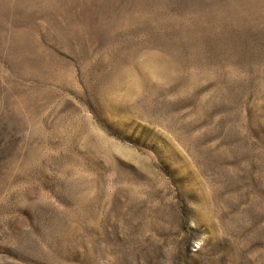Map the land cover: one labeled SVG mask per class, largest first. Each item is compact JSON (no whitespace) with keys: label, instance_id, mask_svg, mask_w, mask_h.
<instances>
[{"label":"rangeland","instance_id":"374dc122","mask_svg":"<svg viewBox=\"0 0 264 264\" xmlns=\"http://www.w3.org/2000/svg\"><path fill=\"white\" fill-rule=\"evenodd\" d=\"M0 264H264V0H0Z\"/></svg>","mask_w":264,"mask_h":264}]
</instances>
